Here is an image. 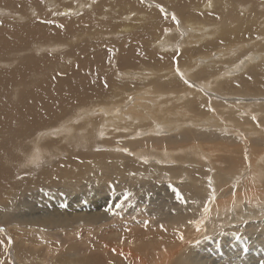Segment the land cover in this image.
Wrapping results in <instances>:
<instances>
[{
    "label": "bare ground",
    "instance_id": "obj_1",
    "mask_svg": "<svg viewBox=\"0 0 264 264\" xmlns=\"http://www.w3.org/2000/svg\"><path fill=\"white\" fill-rule=\"evenodd\" d=\"M67 3L0 0L10 15L0 18V193L8 190L0 223L81 240L117 233L118 218L147 221L156 232L117 234L118 246L100 251L116 252L109 257L119 264H264V221L256 224L264 212V0ZM55 64L63 69L51 71ZM76 162L89 163L95 179L84 182ZM2 163L11 173L41 171L8 182ZM49 195L50 212L35 210ZM23 209L29 214H17ZM234 212L263 234L259 255L234 246L236 232L213 247L199 243ZM22 247L33 264H47Z\"/></svg>",
    "mask_w": 264,
    "mask_h": 264
},
{
    "label": "rangeland",
    "instance_id": "obj_2",
    "mask_svg": "<svg viewBox=\"0 0 264 264\" xmlns=\"http://www.w3.org/2000/svg\"><path fill=\"white\" fill-rule=\"evenodd\" d=\"M63 2H65V4H68L67 3V0H63ZM152 6H154V5H152ZM161 7H162L161 5H158V9H160V10L163 9L162 11H165V8H163V7L161 8ZM5 13H0V18L2 17V19H5L8 16H10L7 13L6 14ZM85 13H86L85 10L80 11L79 13L75 14L74 19H81L82 17L85 18L86 17ZM3 16L4 17L6 16V17L4 18ZM88 26L84 25L82 27H88ZM109 26L112 27L113 25L110 24ZM111 38H115V37H111ZM117 40H119V39H117ZM116 47H118V46H116ZM117 54H118L117 52L114 53V55H115L114 57H122V55L119 54L117 56ZM112 55H113V53L111 54V56ZM129 59H131V58H127V60H129ZM175 59L176 58L173 59V62L174 63H175V61H174ZM116 61L115 60H112L111 61V64L118 63ZM134 62L139 63L137 61H134ZM134 62L133 61H131V62L130 61H127L126 66L129 67V68L136 67L133 64ZM122 63H120L121 64V67H122ZM56 65L57 64H55L54 69H52L51 71H54V70L57 69V66H59V65H57V66ZM140 65H142V64H138V66H140ZM61 67H62V65L59 66L58 69H61L62 70L63 68H61ZM96 67H101V66L99 64H97ZM94 71H96V68L93 71H91V72H94ZM182 76L183 75L180 76V79H179L180 81L184 80ZM228 78H231V76H229ZM40 81H42V80H40ZM130 81H132L133 83L139 84V85L142 84V82L140 80H130ZM191 99L194 100L193 97ZM258 103H264V100H262V102L259 101ZM62 155H64V153L61 154V156H59V157L53 158L50 162H44L43 161V163H42L43 166L42 167H49V166H52L54 164L55 165L56 164H59V162L63 159V156ZM217 155L219 156V159H217V161L219 160L218 162H220V163H218V164L220 166H218L217 164H215V165L219 169L223 170V168H222V161H221V153H219ZM66 157H67V155H66ZM54 161H56V162L53 163ZM75 165L78 166V167H80V168H82L80 170H82L84 182H86L87 179L88 180H93V179H95V176H97L95 173L92 172L93 170L91 171V167H90V164L89 163H81V162H78L77 163L76 162ZM2 167L4 168L6 177L7 178L8 177L11 178V180H9L8 182H11L13 180L12 177L15 178V180H14L15 182H17L16 180H18V179L19 180H25L29 176H34V174H38L41 171V169L38 168L35 171H33L32 174H31V171L23 172V173H16V171H15V173H11V169L10 168L11 167L13 168V165H11V166L8 165V164L4 165L2 163ZM227 167H229L230 169H232L231 168V165H227ZM248 167H249V165H248ZM102 173H104L105 175H108L109 178H111L110 177L111 173H105L103 171H102ZM252 176H253V174L251 173V174L247 175V178L246 179L249 180V181H253ZM74 179H79V178H74ZM55 181L56 182L57 181L60 182V181H62V178H58ZM55 181H51V182H53V184H55ZM59 182L55 186L56 189H59L60 186H63V185H61V182L60 183ZM70 183H73V182H70ZM107 183H109V182H107ZM109 184L111 185L112 183H109ZM235 185H236V182H234V184H232V188ZM61 188H60L59 191L57 190L58 192L57 191L54 192V195H56L58 193L56 195L58 199H62L61 197H59L60 196L59 195V192L60 191H63L64 192V190H62L64 188H62V189ZM7 189H9V188H7ZM259 189L262 192H264L263 185ZM88 190L90 192V188ZM168 190H169V193L172 194V189L169 188ZM77 191H79V192H77ZM74 192L73 193L75 195H77L80 192L82 193L81 190H75ZM65 193H67V192H65ZM155 193H159L158 192V189L155 190ZM7 196H8V190H6L3 193H0V198L1 197H4V198L7 199ZM6 199H0V201L3 202V203H5L6 202L5 201ZM221 200H223V199H221ZM43 202L44 203H42V204L44 206L42 205V207H41V205H40L39 208L36 207L35 210L39 209L40 213H44V214L45 213H49L50 212L49 205L52 204L51 203V199H50V195L47 196L46 199ZM254 205H257V203H254ZM21 212H22L21 214L20 213H17V214L22 215V216H24L26 214H29V212L28 213L25 212V209H23ZM243 212L241 213V216H244V215L246 216L247 215L246 214L247 211H245L244 213ZM263 214H264V212L260 213V216L256 219V221H257L256 224H259L262 220L264 221ZM141 217L142 216L139 217V222L141 221ZM246 217L244 219L242 217L239 218L238 217V214L236 212H234L233 214H231V218H230L231 220H228L227 221V224H223L222 221L217 220L218 225H216V227L214 228L215 233H214V231L211 232L210 229L208 228L207 229L208 232H207V230L205 231L206 233L204 234V236L202 235V240L199 243L208 244V245L211 244V246L210 245L209 246L210 247H213V244L215 243L216 240H222V239L223 240H226L229 237H231V235L233 236L234 233L236 232L235 235H237V236L234 235V237H232L233 238V241H234V246H238L240 249L242 248L241 251H244V250L245 251H247V250L252 251L250 253V256H253V255H256V254L259 255L260 252H257L254 249H255V247H261V245H262L261 244V239L262 238H257L256 235L257 234L263 235V234H261L260 232L259 233H255V232H257L258 227H253V226L246 227L245 226L246 228H244L242 225L243 224H246L247 223L246 221L249 222V220H250V219L248 220ZM1 219H2V214L0 215V220ZM114 221H116L115 222V225L114 224H112V225L115 226V227H113L112 230H116L115 232H117V233L111 234L110 232H112V231H110L108 229L106 234H105V232L103 230L104 233H102V232L99 233V234H103V235H101V236L98 235L97 237L95 236L96 238L94 237V239L91 238L90 236L88 237L87 235H85L84 237L82 236L83 238L81 240H79L80 239L79 237H78L79 239H77V237L70 236L68 233H67V235L66 234L63 235L65 237L63 239H51V236H49L46 233L45 230L43 231V230L40 229L39 231L35 232L30 227L18 226V225L13 224V223H11L10 225H4V224L0 223V225H1L0 226V264H30L31 257L28 256L27 253H23V251L21 250L23 248L22 246H27L28 248L37 249L38 251L36 252V256H38L40 258H43L44 261L47 264H49L50 262H51V264H63L64 262H62V260H65L66 258H67V260L72 261V260H77V259H84V257H85V259H87L86 261H87L88 264L90 262H92V261H93L92 263H94V264H103V263L104 264H119V263H121L122 260L119 261L118 259H115L116 262L112 263L111 261H113V260H111V257H109V256H112V257L116 256V252H114V254H111L112 252L110 251L108 254H105L104 255V253H102L100 251V250H103L104 251L106 249H115V247L118 246V245H115L116 242H114L115 241V236L117 234H121V236L124 235L126 237H129V235L126 234V232L129 231V230L133 234L137 233L138 235H140L141 233H144V232L146 233V231L147 232H149V231L151 232V230H152V232L153 231L156 232L157 229H158L157 227H152L151 228L150 225H145V224H147V221H145V223L135 224V225H132V224H130V225H124L123 223L128 222V219L127 218H124V220L122 218H118V219H115ZM119 223H121V224H119ZM12 224L15 225V226H13ZM221 225H222V228H221ZM161 227L163 228V226H161ZM226 228H227V230H226ZM60 229H59V231L65 232L63 229H61V230ZM250 229H253V230L251 232H249ZM80 230H81V228H80ZM228 230H229V232H228ZM92 231L95 232V231H98V230H92ZM223 233H226V234L223 235ZM213 234H215L214 235L215 237H212ZM90 235L93 236L94 233H91ZM95 235H97V234H95ZM223 237H226V239L223 238ZM194 241H196V240H194ZM108 242L110 243V245L108 244ZM189 242L191 243L192 241H189ZM102 243H104V244L106 243L107 244L106 247L105 246L103 247ZM48 244H51V247L49 245V247L46 249V246ZM113 245H115V247ZM208 245H205L206 248L204 250H206V249L209 250L210 249V247ZM207 246H208V248H207ZM108 247H110V248H108ZM198 247H199V245H198ZM161 248H163L162 250L167 249L164 246L161 247ZM14 249L17 250L16 253H14V251H13ZM48 249L51 250V251H49V253H51L52 257L49 254H47ZM210 251H212V250H210ZM149 255L152 256L151 253ZM150 256H149V258L151 259ZM257 260H258L257 258H256V260L253 259L254 262L257 261ZM69 261H67L66 263H69L70 264ZM73 262H75V261H73ZM151 262H152V260H151ZM151 262H150V264H153ZM31 264H33V261L31 262ZM77 264H80V263H77Z\"/></svg>",
    "mask_w": 264,
    "mask_h": 264
}]
</instances>
